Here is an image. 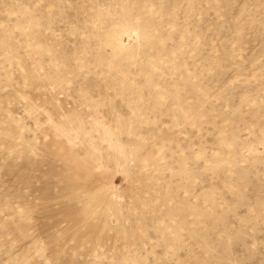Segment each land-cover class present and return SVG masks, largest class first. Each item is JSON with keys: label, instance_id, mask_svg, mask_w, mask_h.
Here are the masks:
<instances>
[{"label": "rangeland", "instance_id": "374dc122", "mask_svg": "<svg viewBox=\"0 0 264 264\" xmlns=\"http://www.w3.org/2000/svg\"><path fill=\"white\" fill-rule=\"evenodd\" d=\"M0 264H264V0H0Z\"/></svg>", "mask_w": 264, "mask_h": 264}, {"label": "bare ground", "instance_id": "6f19581e", "mask_svg": "<svg viewBox=\"0 0 264 264\" xmlns=\"http://www.w3.org/2000/svg\"><path fill=\"white\" fill-rule=\"evenodd\" d=\"M122 33H124V34H126L127 36H129V37H135V33L133 32V31H130L129 29H125ZM116 48H117V50L119 51V50H122V48H123V46H122V44L118 41L117 42V44H116ZM103 197V196H102ZM101 197V198H102ZM110 197V196H109ZM108 196H106L105 195V199L107 198V200H108V198H109ZM110 200V199H109ZM105 203V202H104ZM110 203V202H109Z\"/></svg>", "mask_w": 264, "mask_h": 264}]
</instances>
